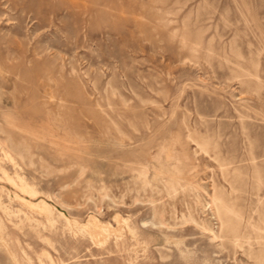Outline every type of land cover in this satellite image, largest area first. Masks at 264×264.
Returning a JSON list of instances; mask_svg holds the SVG:
<instances>
[{"label": "rangeland", "instance_id": "rangeland-1", "mask_svg": "<svg viewBox=\"0 0 264 264\" xmlns=\"http://www.w3.org/2000/svg\"><path fill=\"white\" fill-rule=\"evenodd\" d=\"M0 150V264H264V0H0Z\"/></svg>", "mask_w": 264, "mask_h": 264}, {"label": "bare ground", "instance_id": "bare-ground-1", "mask_svg": "<svg viewBox=\"0 0 264 264\" xmlns=\"http://www.w3.org/2000/svg\"><path fill=\"white\" fill-rule=\"evenodd\" d=\"M2 145V144H1ZM6 146V145H5ZM1 151V150H0ZM8 155V154H7ZM3 157V156H2ZM167 157H170L169 155L167 156ZM5 158V157H4ZM171 158V157H170ZM7 159V158H6ZM5 160V159H4ZM11 162H12V159H11ZM17 164V163H16ZM168 164V163H167ZM166 164V165H167ZM169 166V165H168ZM172 167H170V169H171ZM9 180H11L10 178H9ZM22 188V191L23 192H27L26 191V189H25V186H23V187H21ZM30 194H32V196H37L36 195V192L34 191H32ZM30 198H33V197H30ZM19 199V198H18ZM22 199H23V197H22ZM23 200H25V198L23 199ZM23 200H21V201H23ZM24 203V202H23ZM25 203L26 204H28V206H31V207H35L36 208V210L38 209L37 207L39 206V204H37V203H33V202H31V201H27V200H25ZM25 204V205H26ZM40 205L42 206V208L45 210L46 209V211L47 210H49V205L46 203V202H44V201H41L40 202ZM37 206V207H36ZM41 208V209H42ZM42 209V210H43ZM38 211V210H37ZM116 218H117V216H116ZM119 218V217H118ZM91 219V218H90ZM89 219V220H90ZM86 226H90V227H92V230L93 231H90L91 232V234L92 233H97V234H100L101 232H103L105 229H107L108 227H105L104 225H102L101 223H99V221H97L95 218H92V220L90 221V222H88V224L86 225ZM87 228V227H86ZM86 231H88V230H86ZM101 231V232H100ZM99 232V233H98ZM94 235V234H93Z\"/></svg>", "mask_w": 264, "mask_h": 264}]
</instances>
